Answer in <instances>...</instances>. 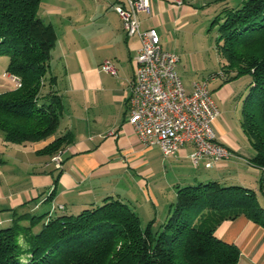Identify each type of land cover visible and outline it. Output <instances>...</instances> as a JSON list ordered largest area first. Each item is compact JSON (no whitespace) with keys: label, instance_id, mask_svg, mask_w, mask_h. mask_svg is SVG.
Returning <instances> with one entry per match:
<instances>
[{"label":"crops","instance_id":"obj_1","mask_svg":"<svg viewBox=\"0 0 264 264\" xmlns=\"http://www.w3.org/2000/svg\"><path fill=\"white\" fill-rule=\"evenodd\" d=\"M178 1L183 4L178 5ZM118 4L125 5V0H88L82 5L76 0H51L39 13L58 35L49 75L57 78L50 90L57 92L63 102L61 124L51 139L39 143L8 144L0 135V230L29 227L33 217L44 216L46 223L53 206H63L52 214L54 217L77 215L103 205L108 198L129 204L138 215L146 211L145 198L154 201V213L158 215L156 207L162 206L163 215L149 223H159L153 229L160 230L177 202L178 189L202 183L192 171L203 168H196L190 159L193 146H184L165 158L158 146L145 147L129 123L130 86L141 41L124 31L114 9ZM185 5L184 0H150V10L138 13L142 30L155 28L159 32L162 26L180 23L189 11ZM61 24L64 27H58ZM107 60L115 65L117 76L102 71ZM185 87L189 92L193 90L191 85ZM219 118L214 123L220 131L218 139L233 156L209 169L218 171L210 181L252 188L250 175L260 180L264 171L253 166L251 159L241 155L240 148L227 139L219 128ZM66 134L72 140L62 154V168H57L53 156L39 152ZM156 151L180 176L178 183L170 184L174 189L170 198L150 182L155 175L152 167L157 162ZM117 184L124 185L123 194ZM215 235L240 249L238 264H264V226L244 214L221 222Z\"/></svg>","mask_w":264,"mask_h":264},{"label":"trees","instance_id":"obj_2","mask_svg":"<svg viewBox=\"0 0 264 264\" xmlns=\"http://www.w3.org/2000/svg\"><path fill=\"white\" fill-rule=\"evenodd\" d=\"M41 3L0 0V57H9L7 72L20 80L19 88L0 94V135L8 144L48 141L61 124L62 99L44 90L58 35L39 17ZM213 24L219 25L225 83L252 78L242 127L255 150L251 163L264 171V0H244ZM50 77L52 88L57 78ZM71 140L69 134L58 137L39 153L52 157ZM259 185L262 201L253 189L216 181L179 188L170 217L157 231L154 221L143 228L134 208L114 198L77 215L48 214L46 223L44 216L33 217L29 227L0 230V264H238L240 249L215 230L242 214L264 226V173Z\"/></svg>","mask_w":264,"mask_h":264},{"label":"built area","instance_id":"obj_3","mask_svg":"<svg viewBox=\"0 0 264 264\" xmlns=\"http://www.w3.org/2000/svg\"><path fill=\"white\" fill-rule=\"evenodd\" d=\"M114 9L126 34L137 36L141 41L135 59V77L130 86L129 123L142 144L147 148L158 146L165 158L191 145L194 150L190 159L196 168L210 169L229 160L233 154L219 141L214 129L221 111L208 80L194 83L193 90L187 91L177 72L179 56L163 48L155 28H141L138 13L150 10V0H125V5L118 4ZM102 71L117 76V69L110 60L103 63ZM11 78L20 86L17 77ZM64 151L60 150L52 158L57 168H62ZM58 209L63 206H53L50 214Z\"/></svg>","mask_w":264,"mask_h":264},{"label":"rangeland","instance_id":"obj_4","mask_svg":"<svg viewBox=\"0 0 264 264\" xmlns=\"http://www.w3.org/2000/svg\"><path fill=\"white\" fill-rule=\"evenodd\" d=\"M76 1L81 5L88 4V0ZM184 1H186L184 8H187L189 11L182 18L181 22L178 24H172L168 27L162 26V28H159L161 44L165 50L174 52L179 56L180 61L177 65V72L186 86H193L196 82L208 80L210 91H213L215 94V100L219 99L220 101H216L221 111L219 118L221 127L219 128L226 133L225 136L227 139H230L240 148L239 153L241 155L252 159L255 150L242 127L243 103L248 94L252 78L251 76H245L236 82H230V84L225 83L223 77L226 75L222 71L225 62L219 51V25L213 24L215 19L221 16L226 9H237L242 5L244 0ZM50 2L51 0H42L39 13H43V8ZM139 18H142L141 15H139ZM58 27H64V24H61ZM59 30L62 29L59 28ZM9 61L10 59L8 56L0 57V94L19 88L17 81L12 79V76L9 77L7 72ZM221 73L223 74V77L221 76ZM47 76L48 79L46 87L44 88L45 91H47L52 85L50 84V75ZM212 77L215 78V81L211 79ZM226 87L229 88L227 89L228 91L226 90ZM214 129L216 133L220 135V131L215 125ZM154 157L157 161L152 167L155 175L150 179V182L154 187L161 190L163 194H166L167 197L170 198L174 191L170 186L178 183L180 181V176L177 171L172 168L170 161H167L164 157L160 156V153L156 151ZM192 171L197 173L199 181L204 183L212 180L210 179L211 175H218V171L215 168L211 170L200 168ZM249 183V185L252 186L250 189L255 190L262 201V196L259 193V180H257L255 175H250ZM109 186L112 188L115 187L111 183ZM117 187L120 189V192L124 191L123 184H117ZM247 187L249 188V186ZM121 194H123V192H121ZM143 202V205L147 206L144 208L146 211H139V216L142 227L146 228L151 219L157 218V221L161 219V216L163 215V207H156L159 211L157 215L154 213L156 212L154 211V206H152L154 201L149 202V200L145 198ZM156 225L153 227H159V223ZM157 230L159 229H155L154 231ZM24 233L25 231L22 229L19 237L20 244L23 247L26 246L27 242ZM28 256L29 255H26L24 259H27Z\"/></svg>","mask_w":264,"mask_h":264}]
</instances>
